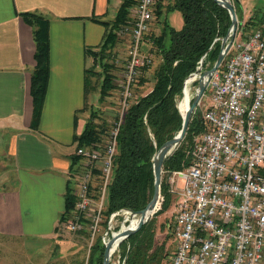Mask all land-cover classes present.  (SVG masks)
<instances>
[{"label":"built area","instance_id":"obj_1","mask_svg":"<svg viewBox=\"0 0 264 264\" xmlns=\"http://www.w3.org/2000/svg\"><path fill=\"white\" fill-rule=\"evenodd\" d=\"M157 1L139 0L131 22L120 30L129 43L119 79L120 111L111 130L96 147L75 152L78 201L64 227L87 231L91 242L100 234L106 244L115 220L131 213H113L103 234L120 126L141 70L152 64L142 43ZM223 62L206 90L210 101L202 118L208 131L195 141L190 166L173 173L184 186L170 264H264V22L250 33L237 31ZM96 179L99 199L90 192Z\"/></svg>","mask_w":264,"mask_h":264},{"label":"trees","instance_id":"obj_2","mask_svg":"<svg viewBox=\"0 0 264 264\" xmlns=\"http://www.w3.org/2000/svg\"><path fill=\"white\" fill-rule=\"evenodd\" d=\"M139 0H124L113 21L102 23L107 31L98 51L90 52L93 61L102 68L101 73L94 69L87 71V91L91 90V79L99 78V100L105 101L119 89V77L115 74V63L111 62L113 50L120 41V30L131 22L132 10ZM238 18V29L243 33L259 28L264 22V12L244 22L238 0H232ZM179 12L183 20L181 29L174 28L168 19L173 12ZM25 21L33 28L36 45V67L31 80V95L34 103L33 129H37L45 102L49 82V21L43 17L27 13ZM232 24L227 9L214 0H158L155 7V30L145 35L151 59L159 58L141 70L134 87V99L125 113L118 134L117 153L114 157L113 175L108 187L104 228L108 227L110 216L123 209L135 212L144 210L154 194L153 159L158 150L173 139L182 129L183 118L178 109L183 99L186 80L198 71L205 57L203 68L212 69L221 51L223 39ZM162 27V28H161ZM160 30V31H159ZM218 39L217 42H215ZM222 63L221 67L223 66ZM152 77L149 78V74ZM144 89V90H143ZM181 99V100H180ZM180 101V102H179ZM179 103V104H178ZM95 112H91L83 132L75 137L79 147H96L108 133L107 123L100 117L96 122ZM208 131L203 118L194 115L186 136L167 158L163 170L167 173L181 171L190 166L194 137ZM79 157L73 155L74 170ZM77 169V168H76ZM95 173L98 174L97 171ZM98 177V176H97ZM91 186L94 199H99L98 184ZM165 180L161 183L164 198L162 209L119 246L122 264H170L172 253L166 241H157L156 218L165 213L172 204V195ZM78 201L74 188L70 185L65 197V209L60 217V226H65L73 214ZM124 227H133L129 221ZM164 227V226H163ZM162 227V228H163ZM105 244L101 236L91 245L90 260L95 255L94 264H103ZM93 262V261H92ZM91 264V263H90Z\"/></svg>","mask_w":264,"mask_h":264},{"label":"crops","instance_id":"obj_3","mask_svg":"<svg viewBox=\"0 0 264 264\" xmlns=\"http://www.w3.org/2000/svg\"><path fill=\"white\" fill-rule=\"evenodd\" d=\"M123 1L0 0L1 236L61 242L68 254L88 244L87 231L64 238L57 233L67 189L72 185L75 191L77 183L71 167L75 137L85 128L80 117L89 119L93 109L86 85L90 52L102 45L107 31L102 23L114 20ZM238 2L244 22L260 17L261 2ZM27 13L49 21L50 74L37 129L31 95L36 45Z\"/></svg>","mask_w":264,"mask_h":264},{"label":"rangeland","instance_id":"obj_4","mask_svg":"<svg viewBox=\"0 0 264 264\" xmlns=\"http://www.w3.org/2000/svg\"><path fill=\"white\" fill-rule=\"evenodd\" d=\"M252 2L253 3L255 2L257 4L261 2L262 6L260 12H264V0H252ZM169 22L176 29H181L183 26V20L181 14L177 11L170 14ZM155 26L156 25L154 21L151 24V31L155 30ZM251 31L252 30L248 32L250 33ZM119 37H120V41L118 42L116 48L113 50L110 60L111 62L115 63V67H116L115 74L120 79L122 75V67L127 58V47L129 42L127 36L120 35V32H119ZM151 48H152L151 43H147L144 39L142 43V51L145 54L149 55V50ZM158 63H159V58H157V56H154L152 59V64L155 67L156 64ZM92 69H94L97 73H101L102 70V68L97 64V62L95 63L94 61H93ZM205 71L208 70L202 67L200 69V73L198 74L199 77ZM151 77H152V73L149 74V78ZM94 82H95V86H94ZM99 86H100L99 78L97 77L92 78L91 79L92 89L89 99L91 105L93 106L92 112H95L97 118L99 117V119H97L96 122L100 123L101 122L100 117H101L104 120V122L107 123V125L105 124V126H107L108 128L107 132H109L112 128L113 123L116 120V116L120 111V105H119L120 90L117 88V90L113 92L111 97L101 102L99 100ZM197 89H198V81L194 82L193 86L191 87L192 98L195 96ZM209 101H210V94L208 91H206L199 102V107L202 110H204L208 106ZM80 118L83 119L84 121V123H82L80 126V128L83 129L86 122L88 121V117L83 115ZM201 135L194 137L193 145L195 141L200 138ZM104 139H106V137ZM173 173L172 174L167 173L164 170L162 172V180H165L167 182L169 186L168 191L172 195V204L168 207L165 213L161 214L156 218L157 241L158 242L166 241L167 243L166 247L168 248V251H170L171 253L174 251L175 248L173 225L177 215L178 205L182 199V188L184 186V181L181 180L179 177L176 179ZM94 183L96 184L97 181H95ZM164 198L165 196L163 197L161 195L157 212H159L162 209ZM154 215L151 217V219L154 217ZM126 218L127 215H123V216H119V218L115 220L113 224V228L111 229V233L109 235L110 239L108 240L107 243H109V241L112 239V234L118 233L123 225L125 224L127 225L130 223L129 220H127ZM104 227L105 226H103V230H102L103 234L105 233L104 232L105 230L107 231V229ZM78 234L79 233L67 232L65 227L62 225L59 232L57 233V236H59V238L61 237L64 238L69 235L78 236ZM98 236L101 235L99 234ZM88 238H89L88 244L85 246L84 249L82 248V246H76V249L72 248L71 250H69L70 253L68 254L65 251H63L64 245L61 242L48 241V243L32 244V243H25V241L21 239L9 238L0 235V264H90V263L94 264V261L96 260V256L94 255L92 257V260H90L91 245L93 244V242H91L89 234H88ZM120 257H121L120 251L116 252L111 259V264H122L123 259H121ZM118 260L120 261V263H118Z\"/></svg>","mask_w":264,"mask_h":264},{"label":"water","instance_id":"obj_5","mask_svg":"<svg viewBox=\"0 0 264 264\" xmlns=\"http://www.w3.org/2000/svg\"><path fill=\"white\" fill-rule=\"evenodd\" d=\"M216 1L221 7L228 10L232 24L231 27L227 33V35L221 39V51L220 54L213 66L212 69L205 71L198 79V89L196 90L195 96L191 99L190 107L187 110L185 115H182L183 118V126L181 131L171 140L167 141L156 153L154 159H153V172H154V194L151 203L142 211H132L133 215H140L141 220L138 223L136 227L130 228L127 227V229L122 232L119 231V235L115 236V234H112V239L109 241V243L105 244V251H104V259L103 264H111L110 261V255L112 251L113 245L119 241V246L121 243L125 240H127L132 234L136 233L141 229V227L146 224L151 217L157 212V207L160 202L161 198V183H162V172H163V165L167 158L173 154V152L177 149V147L180 145L184 137L186 136L188 127L190 122L192 121L194 115H197L199 117H203V111L199 107V102L204 95V93L207 90L208 83L210 79L212 78L213 74L220 68L222 65V62L225 58L226 52L229 50L232 40L237 32L238 29V18L235 11L234 4L232 0H214ZM218 39L215 41L217 42ZM205 57L200 62V67L198 68V71L194 74H192L190 77L198 76L200 73V69L203 67ZM189 77V78H190ZM188 78V79H189ZM187 79V80H188ZM186 80V82H187ZM186 82L184 85L183 95L185 94V87ZM178 109L180 111V108L178 106Z\"/></svg>","mask_w":264,"mask_h":264},{"label":"bare ground","instance_id":"obj_6","mask_svg":"<svg viewBox=\"0 0 264 264\" xmlns=\"http://www.w3.org/2000/svg\"><path fill=\"white\" fill-rule=\"evenodd\" d=\"M198 79H199V75L190 77L186 82L185 94L183 95V99L179 105L180 112L182 113V115H185L187 110L190 107V103H191V99H192L191 87L193 86L194 82L198 81ZM157 209H158V207H157ZM126 219L129 221L136 222V224L133 226V227H136L141 220V216L140 215H133L132 213H129V215H127ZM133 227H131V228H133ZM126 229L127 228H125L123 225L120 231L124 232ZM114 234H115V236L119 235V233H114ZM118 251H119V241L116 242L112 247V251H111V255H110V261H111L113 255Z\"/></svg>","mask_w":264,"mask_h":264}]
</instances>
